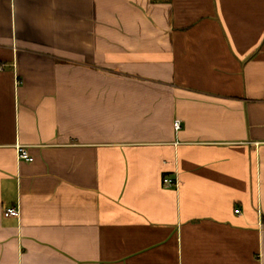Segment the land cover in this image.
Returning a JSON list of instances; mask_svg holds the SVG:
<instances>
[{
  "label": "crops",
  "instance_id": "crops-1",
  "mask_svg": "<svg viewBox=\"0 0 264 264\" xmlns=\"http://www.w3.org/2000/svg\"><path fill=\"white\" fill-rule=\"evenodd\" d=\"M0 264H264V0H0Z\"/></svg>",
  "mask_w": 264,
  "mask_h": 264
},
{
  "label": "built area",
  "instance_id": "built-area-1",
  "mask_svg": "<svg viewBox=\"0 0 264 264\" xmlns=\"http://www.w3.org/2000/svg\"><path fill=\"white\" fill-rule=\"evenodd\" d=\"M175 127L178 129L180 127L179 121H176ZM17 154H18V159L20 160H25L28 162H32L33 158L29 155V153L26 151L24 147L18 146L17 148ZM176 184V181L170 178H165L164 179V185L166 187H172L173 185ZM237 214L240 212L239 210L235 211ZM4 216L5 217H19L20 216V210L17 207H10L6 208L4 210Z\"/></svg>",
  "mask_w": 264,
  "mask_h": 264
}]
</instances>
